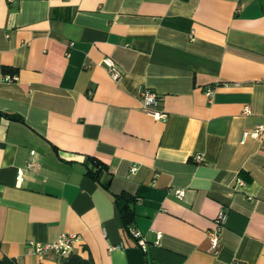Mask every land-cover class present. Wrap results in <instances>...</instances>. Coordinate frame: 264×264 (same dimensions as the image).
<instances>
[{
    "label": "crops",
    "instance_id": "0c3cea01",
    "mask_svg": "<svg viewBox=\"0 0 264 264\" xmlns=\"http://www.w3.org/2000/svg\"><path fill=\"white\" fill-rule=\"evenodd\" d=\"M262 122L264 0H0V259L57 264L29 242L68 233L94 264H264V135L241 142Z\"/></svg>",
    "mask_w": 264,
    "mask_h": 264
},
{
    "label": "built area",
    "instance_id": "2783aa9c",
    "mask_svg": "<svg viewBox=\"0 0 264 264\" xmlns=\"http://www.w3.org/2000/svg\"><path fill=\"white\" fill-rule=\"evenodd\" d=\"M103 64L105 68L107 69L108 73L112 77L113 80L116 82H120L123 78V72L118 65V63L111 57H106L103 59ZM17 79L16 75H5V80L11 81ZM212 94V90L209 89L207 91V95L210 96ZM139 99L141 102L142 109L146 112H148L152 117L156 120H166L167 113L161 109V98L158 95L157 92L153 91L150 88H143L139 93ZM251 112V109L249 106L245 107L244 114H249ZM262 135H264V122L257 124L255 127L246 129L243 131L242 134V140L241 142H245V140L249 137L253 138H260ZM196 161L201 162L203 161V157L201 155H197ZM137 168L134 166L132 170H136ZM22 173L19 174V179L21 178ZM239 184H244V181L239 179ZM175 194L179 199H183L185 196V190L184 189H176ZM228 220V213H226L224 210H221L218 214V216L215 219L214 227L209 231L208 236L210 239V249L214 254H217L220 246H221V234L222 231L226 227V223ZM130 233L137 239L138 244L143 250H147V240L142 235V233L136 229L135 227L131 226L129 228ZM157 236V242L159 243V240L162 237L161 232L156 233ZM78 239V235L76 234H68V233H62L59 238L52 242V243H41L37 241H30L29 246L31 249L40 254L48 251H53L59 256V260L57 261V264H62L63 259L70 255L74 250L75 242ZM230 264H241L238 261H234Z\"/></svg>",
    "mask_w": 264,
    "mask_h": 264
},
{
    "label": "trees",
    "instance_id": "16d2710c",
    "mask_svg": "<svg viewBox=\"0 0 264 264\" xmlns=\"http://www.w3.org/2000/svg\"><path fill=\"white\" fill-rule=\"evenodd\" d=\"M9 118H15L14 115L5 114ZM94 168H90L88 174L96 180H100V175L103 172L104 165L97 159H91ZM108 187V184H107ZM135 198L129 194L122 193L117 195L116 202L119 206L121 217L123 221V226L128 229L132 226L135 219V213L133 209V202ZM0 264H18L16 260L11 259L9 257H4L0 259ZM62 264H94L93 259L91 257L84 258L81 255L75 253L74 251L63 259Z\"/></svg>",
    "mask_w": 264,
    "mask_h": 264
}]
</instances>
